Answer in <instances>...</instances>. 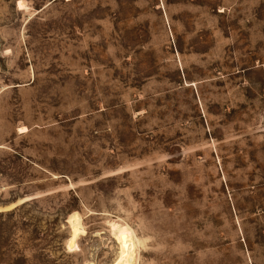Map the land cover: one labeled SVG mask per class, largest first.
I'll return each mask as SVG.
<instances>
[{"label": "rangeland", "instance_id": "374dc122", "mask_svg": "<svg viewBox=\"0 0 264 264\" xmlns=\"http://www.w3.org/2000/svg\"><path fill=\"white\" fill-rule=\"evenodd\" d=\"M121 247L264 264V0H0V264Z\"/></svg>", "mask_w": 264, "mask_h": 264}, {"label": "bare ground", "instance_id": "6f19581e", "mask_svg": "<svg viewBox=\"0 0 264 264\" xmlns=\"http://www.w3.org/2000/svg\"><path fill=\"white\" fill-rule=\"evenodd\" d=\"M17 7L19 10L23 9V5L20 1L17 2ZM113 238L115 241H119V238L117 236H114ZM113 264H138V262L128 260L124 255L123 247H121L119 254H117V257Z\"/></svg>", "mask_w": 264, "mask_h": 264}]
</instances>
